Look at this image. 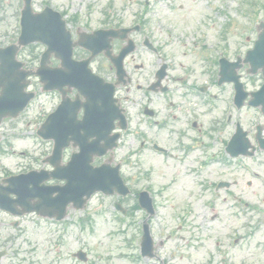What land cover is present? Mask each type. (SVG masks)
Segmentation results:
<instances>
[{
	"label": "rangeland",
	"instance_id": "1",
	"mask_svg": "<svg viewBox=\"0 0 264 264\" xmlns=\"http://www.w3.org/2000/svg\"><path fill=\"white\" fill-rule=\"evenodd\" d=\"M56 1L61 3L63 0ZM72 1L97 2L100 7H103L111 0ZM140 1L144 0H112L115 6L113 12H116L124 25H128L142 9ZM150 1L152 2L151 12L147 14V17L154 18V22L156 18L158 19V22L152 25L154 28L161 26L173 32L200 30L199 36L205 35L213 46L218 45L224 28L229 30L228 33H251L255 32L258 21L264 20V9L260 10L264 8V0H211L210 4L207 0ZM169 2H174L171 11L166 8ZM179 6H182V10L178 9ZM93 10L94 16L101 17L98 7ZM229 37L233 38V34ZM237 43L241 42L232 39V46ZM222 45L225 43L220 44ZM130 70L132 71L131 68ZM140 74L143 78L145 77L144 72ZM197 100V106L200 112H203L200 121L208 131L213 118L220 116L222 103L218 100L216 110L208 113L206 106L200 104L201 100ZM33 106V108H40L39 114L37 115L38 111L35 115L30 114L29 117L34 118H29L30 121L27 119L18 121V127L22 126L20 122L34 124L42 120L49 111V95H41ZM132 113L128 132L122 138L115 158L116 160L123 158L130 163L123 166V175L126 178H134L130 184L135 191L148 189L152 192L151 197L157 204L154 215L146 219L144 211L137 210L133 212L132 218L118 223L114 215L118 218L119 215L113 210V200L96 196L90 202L86 212H70L69 223L65 230H47L42 226L37 228L26 222L24 225L27 231L17 242L19 246H15L19 250L20 264H79L71 258V254L79 248L88 253L89 264H239L246 259V253L251 247L260 246L255 243H261L264 239V235L260 233L264 230L261 216L242 212L239 208L235 211L234 208H230L239 207L231 195L243 196V182L247 177L244 178L240 174L236 175L237 177L228 176V181L237 178V184L213 194L209 186L212 179L216 180V175L211 172L208 165V150L203 158L204 163H198L195 161L199 160L198 158L194 160L182 158L177 147L180 139L186 144L193 141L195 145V140L200 142L201 138L197 136V132L187 129V126L179 121H167L165 127L160 128L140 113H136L134 108H132ZM169 114L170 111L165 112L162 109L157 119L167 120ZM21 138L22 140L12 139L15 154L24 152L41 160L48 153L49 149L46 144L41 143L42 145L37 149L32 147V135L26 134ZM202 140L210 143L206 135ZM141 144H143L142 147ZM153 144L165 148L167 153L158 154L152 149ZM21 159L17 156L12 157L8 152L7 156L0 157V165L13 170L16 163L23 162ZM180 178L182 181H188L190 187V190L184 194L183 203L176 200L177 188L174 182ZM169 183L168 189L165 185ZM248 192L251 194H248L249 201H262L260 187L257 184L253 183V186L248 188ZM253 192L259 194L253 196ZM135 202L136 200L131 196L124 201L122 206L128 210L134 206ZM212 203L215 207L218 206L216 213L220 228L196 229L192 227L193 221L211 222L213 213L210 206ZM80 214L91 219V226L83 228L79 225V220L84 218ZM186 220L191 223H187ZM184 221L186 225L181 227L180 224ZM130 222L133 226H130ZM143 222L148 223L155 247L152 258L137 257ZM248 223L250 225H247ZM246 225L251 229L241 228ZM254 227L263 229L252 236L249 231ZM236 232L238 243L234 244L227 237H232V234ZM248 232L251 235L246 237ZM134 238L132 248L128 249V241ZM257 261L258 264H264V256H258Z\"/></svg>",
	"mask_w": 264,
	"mask_h": 264
},
{
	"label": "flooded vegetation",
	"instance_id": "2",
	"mask_svg": "<svg viewBox=\"0 0 264 264\" xmlns=\"http://www.w3.org/2000/svg\"><path fill=\"white\" fill-rule=\"evenodd\" d=\"M65 3L69 4V2L63 0L61 3L52 4L51 8L59 12L64 18L74 41L77 40L79 35H90L96 30H114L118 28L115 26L117 24L115 17H103L100 18V22H97L98 26L95 29H88L85 23L89 18L87 17L86 22L83 23L81 17L74 13L73 6ZM23 7V0H0V24L19 23ZM42 7L41 5V8L39 7L38 10L33 9V11L40 12ZM92 21L93 19H90V22ZM136 25L139 29L137 33H133L134 36L145 31L147 39L151 38L153 41L149 39L150 48H146L144 54L142 52L135 53L138 51L136 49L132 55L125 59L124 68L126 72L128 69L126 65L127 67L132 65L135 72L129 71L127 73L129 79L127 87L116 89L115 97L119 105L125 103L121 102L118 95L120 90H124L132 97L144 90L146 106L153 109V114H155V109L159 105L154 96L160 95L164 96L166 107L175 109L182 117H185L197 108V96L200 93L207 95L202 103L208 107L210 112L216 110V102L219 98L222 103L221 113L220 116L213 118L209 129V165L211 172L216 175V180L222 182L228 180V176L236 174L239 169L247 177L244 182L245 188L252 185L249 180L253 179L254 183L259 184L260 197H263L264 200V101H261L257 109H253L248 107V98H246L241 102L240 107H237L234 104L235 83L233 81L226 83L227 78L225 77L224 82L218 86L221 79L219 76L221 60L226 62L231 72L229 78H236L241 87L248 93L262 88L264 85L262 72L249 75L247 72L248 65L244 63L245 53L242 55L236 45L232 46L231 40H225V54L217 57L216 47L211 44L205 35L200 37L199 31H196V29L192 32L168 33L165 30L170 29L154 28L152 19L148 17L136 18ZM179 25L181 26L182 22ZM156 38L159 39L155 40ZM14 41L15 37L11 38L3 33L0 35V48L7 47ZM111 45L113 52L118 53L124 43L113 41ZM76 50H78L77 53L81 57L78 60L86 59L89 56V53L82 49ZM142 59L144 60L143 65L136 63L141 62ZM27 64L30 66V62H27ZM93 64L96 66L95 72L104 80L111 83L115 81V71L103 55L93 59L91 65ZM50 66L56 68L59 63L51 59ZM163 66L165 69H161ZM236 67L238 69L232 74V69ZM139 71L145 73L144 78L140 74L142 72ZM52 95L51 113H55L60 105L61 95L58 92H52ZM67 98L69 101L64 104L60 113L64 119L71 118L70 110L74 107L72 103L79 98L77 90L71 89L67 93ZM129 98L125 97L124 99ZM137 105L141 106L140 104ZM142 109H144V106ZM82 113V109L77 111L78 119L81 118ZM175 117L173 116V118ZM54 131L57 132L56 129ZM58 131L69 135V131L67 132L66 129ZM58 143L56 140H51L48 144L52 149ZM229 144L231 152L226 150ZM73 150L76 151L72 142L68 141V146L63 151L61 164L69 162ZM235 153L236 155H234ZM236 165L237 170L233 171ZM17 168L18 171L14 172L16 174H25L31 170L24 166H18ZM249 168H251V171ZM11 175L3 172L2 179H7ZM2 179L0 182L3 181ZM224 183L227 182L224 181ZM2 187H6V185H2ZM253 193L254 195L257 194L256 192ZM34 203L35 201H30V205ZM16 210L21 211L20 208H16ZM27 217H32L36 221H46V219H41L35 214L14 216L0 210V228H2L0 230V240L4 246L2 248L10 249L14 260L19 255L15 248L17 244L14 243L20 240V234L25 230L23 223Z\"/></svg>",
	"mask_w": 264,
	"mask_h": 264
},
{
	"label": "water",
	"instance_id": "3",
	"mask_svg": "<svg viewBox=\"0 0 264 264\" xmlns=\"http://www.w3.org/2000/svg\"><path fill=\"white\" fill-rule=\"evenodd\" d=\"M41 25H47V24L41 23ZM27 33L28 34H34L33 29L32 28L31 29L24 28L23 31H22V34H27ZM21 40H22L23 44H27V43H30V42L34 41L33 39H23V38H21ZM40 40L44 41L46 43H49V40L47 38H40ZM48 126H49V118L46 120V122L44 123L43 127L44 128H48ZM104 181H107V180L106 179H101L100 180V179H97L95 177H92L90 179V182L92 183L93 186H92V190L90 191V193L100 190V187H104V185H105ZM113 183L115 185L118 184L120 186V188L124 189V192H122V193H124V194L127 193V190L123 187L122 182L119 179L118 175L116 176V180H114Z\"/></svg>",
	"mask_w": 264,
	"mask_h": 264
},
{
	"label": "bare ground",
	"instance_id": "4",
	"mask_svg": "<svg viewBox=\"0 0 264 264\" xmlns=\"http://www.w3.org/2000/svg\"><path fill=\"white\" fill-rule=\"evenodd\" d=\"M185 181H182V179L180 178V180L178 181V183L176 184V188H177V196H176V200H177V202H179V203H181V202H183V200H184V194L186 193V192H188V190H190V188L188 187V185H187V183H185L184 185H183V183H184ZM193 226L194 227H197V226H199V227H201V228H204V227H208V228H215V229H217V228H219V225H218V223H217V221H215L214 223H212V224H207V225H204L203 223H193Z\"/></svg>",
	"mask_w": 264,
	"mask_h": 264
}]
</instances>
